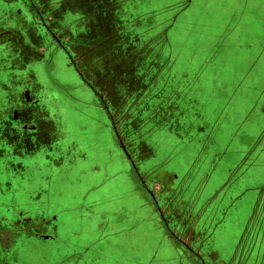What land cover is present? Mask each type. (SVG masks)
Instances as JSON below:
<instances>
[{
  "label": "crops",
  "instance_id": "1",
  "mask_svg": "<svg viewBox=\"0 0 264 264\" xmlns=\"http://www.w3.org/2000/svg\"><path fill=\"white\" fill-rule=\"evenodd\" d=\"M139 1H1L0 264H200L172 224L205 218L224 233L249 192L246 216L264 213V0ZM54 51L86 104L48 83ZM41 89L53 106L38 105ZM71 102L79 129L62 119ZM123 113L138 119L129 142ZM26 168L56 176L33 204Z\"/></svg>",
  "mask_w": 264,
  "mask_h": 264
},
{
  "label": "rangeland",
  "instance_id": "2",
  "mask_svg": "<svg viewBox=\"0 0 264 264\" xmlns=\"http://www.w3.org/2000/svg\"><path fill=\"white\" fill-rule=\"evenodd\" d=\"M1 1H4V0H1ZM1 1H0V5H2ZM140 1L142 2V0H140ZM146 1L147 2H146L145 6H146L147 10H150L152 8L153 4L157 5L156 3H151L150 0H146ZM161 1H165V0H161ZM158 3L160 4V0H158ZM3 7H4V5H3ZM127 7L128 6H126L124 9H127ZM3 15H4V13H3ZM3 21H4V18H3ZM1 26L4 29V23ZM152 53L155 54L154 51ZM52 55L55 58L56 62L54 64V68L50 72L49 77L45 73L46 72L44 69V68H46L45 65L38 66V64H35L33 66V68H30V70H32V72H34L35 68H37V70L41 74L44 75V73H45L47 80L49 79L48 83H50V85H52V87L54 89H55V86L52 83L51 79L58 80L60 86L63 88V90L61 89L62 91L59 90V93L62 92V94L68 96V98H70L74 101H78L81 104H86L87 101L90 100L92 97L91 93L88 92L89 88L85 87V84L81 83L78 80V76L76 75V73L72 69H68L65 66V59L61 53L54 51ZM135 60H137L138 62L144 61V55L142 53H140L139 57H135ZM139 67L140 66L131 64L128 69L130 70V73H131V72H133L132 69L139 71L138 70ZM144 67L145 66H143V72H145ZM261 68H262V66H259L257 72H260ZM35 72L38 74V72L36 70H35ZM27 74H29V72H23L20 75H22L23 77H26ZM120 82H124V81H120ZM127 83L135 84L137 86L140 85L141 88L144 87L143 86L144 83L141 81L126 82V84ZM60 86H57L56 88L60 89L61 88ZM55 91H57V90L55 89ZM1 93L2 94L4 93V88H3V91ZM39 93H40V95L42 93H45V96L40 97V99L38 98L40 101V103L38 105H42V106L45 105L47 107L53 106L51 103L52 102L51 98H49L46 94L47 90L41 89V92H39ZM137 93H139V89L137 90ZM21 99L22 98L20 97V100ZM64 99H65L64 97L58 95L57 99H55V100L58 102V104L63 105V104H65ZM2 101H4V100H2ZM125 103H126V101L124 102V104ZM127 103H129V102H127ZM116 104H118V103L116 102ZM169 104H170V101H169ZM73 106H76V105L73 102H71V106L69 107V110L66 112L67 116H69L71 119L67 116H62V119L67 120L68 122H72L73 126H75V125L77 127H78V125L82 126L81 121L79 123H76V121H75L76 118L81 119V116H79L81 109L75 108ZM75 109L79 110V112H76ZM71 113H72V117H71ZM123 115H126V118L124 120H122V121L126 120V125H124V127L122 128V131L120 134L121 141L124 140V141L129 142L132 139L133 140L137 139L136 135L133 134V136H132V134L129 133L130 132L129 128H127L125 126H127L128 124H132L131 125L132 133H134L135 131L139 132L140 129H138V122H137L138 119L135 122H134V119H132L133 121L131 123H129L128 118H127V116L129 114L123 113L122 117H123ZM132 115H134V114H132ZM57 116H56L57 120L61 119L60 114H58ZM172 118H177L176 112H174V114H172ZM62 129L63 128L61 127V130ZM75 129L76 128H73L74 136L79 137V135H81V134L78 135V133L75 131ZM78 129H79V127H78ZM62 132H64V131H62ZM171 132L173 133V135L176 133L175 129ZM164 133H166V132H164ZM157 139H158V136L154 133V135H152V137H151V141L153 142ZM41 171L36 170V169L31 170V168H26L25 170L21 171L22 174H25V177H24L25 181L27 183L32 184L29 188L35 189L34 192H30V193L23 195V197H25L23 202H25V204H33L35 201H37V199H36L37 196L38 197L43 196V195L47 196L49 193V189H50V188H48V185L49 186L53 185V187L56 186V179H55L56 176L54 178L52 175L49 176L45 172H43V174H42ZM259 178H260V175L254 176L252 179H256L257 181L251 182L249 187H251V188L254 187L257 184V182L259 181ZM38 181H40V182L37 183ZM59 183H62V178L60 179ZM39 184L41 185L42 190L39 189ZM260 184L261 183L259 182V185ZM36 187H38V189H36ZM242 188L243 189L246 188L245 182L242 184ZM50 192H51V190H50ZM252 193L253 192L246 193V195H245L246 201H245V203H242L243 205L241 207L242 212L239 213L237 219L235 221H233L235 224L233 226L228 225V231L225 229L224 233H220V231H222V232L224 231V225L221 226L219 223L216 225V223H215L216 226L211 225V224H210L211 226H209L206 224L205 218L200 219V221L196 224V226L193 229L191 228V230L188 228V225H185V224L180 225V226L172 224V226L170 228L171 230H169V231L170 232L172 231V233H176L175 236L177 238H178V235L181 236V238H184V240L183 239L178 240V243L180 245L184 244L187 247L192 245L194 248H197V250L199 252H201L200 257H195V260H197V262L200 264H264V257L262 256L263 252H264L263 251L264 240L258 241V237H257V229H258V227H260V224L264 223V213L259 212L257 214V212H256V213H254V216L252 218L250 216H246V212L249 211L250 209H252L253 196H254ZM44 200H47V197ZM219 210L220 209H217V207L215 208V211L218 214L217 216H219V213L221 212ZM215 211L213 209V211H211V212H213V214H214ZM213 214H210L211 220H214L216 218L214 220V222L219 221V217H216V216L214 217ZM230 214H232V211L230 212ZM243 216H244V218H243ZM167 218L171 220L172 214L168 213ZM244 219H246V222H247L246 226H245L246 222H244ZM231 221H232V219H231ZM178 227H180V228H178ZM244 229H246L245 230L246 232H244ZM173 230H174V232H173ZM215 230H216V232H215ZM210 231H211V233L214 232V234H213L214 236H210V237L208 236L210 234L209 233ZM196 237H197V239H196ZM212 237L213 238L217 237V238L212 239ZM236 248H237V250H236ZM235 250H236V254H235ZM209 252H211L212 254ZM122 261H126V260L122 259ZM137 263H139V260L136 258L135 262H133V264H137ZM126 264H127V262H126ZM128 264H131V263H128Z\"/></svg>",
  "mask_w": 264,
  "mask_h": 264
}]
</instances>
